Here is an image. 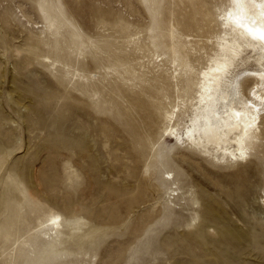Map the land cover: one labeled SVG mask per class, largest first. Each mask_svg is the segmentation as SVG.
<instances>
[{"label": "rangeland", "instance_id": "rangeland-1", "mask_svg": "<svg viewBox=\"0 0 264 264\" xmlns=\"http://www.w3.org/2000/svg\"><path fill=\"white\" fill-rule=\"evenodd\" d=\"M222 2L0 0V264H264V150L164 133Z\"/></svg>", "mask_w": 264, "mask_h": 264}, {"label": "bare ground", "instance_id": "bare-ground-1", "mask_svg": "<svg viewBox=\"0 0 264 264\" xmlns=\"http://www.w3.org/2000/svg\"><path fill=\"white\" fill-rule=\"evenodd\" d=\"M222 4L221 34L195 83L193 115L183 132L172 124L164 133L189 147L212 148L222 159L258 161L264 150V0H224ZM249 63L256 67H247ZM243 85H247L246 95ZM166 119L172 122L173 113ZM52 219L58 224V216Z\"/></svg>", "mask_w": 264, "mask_h": 264}]
</instances>
